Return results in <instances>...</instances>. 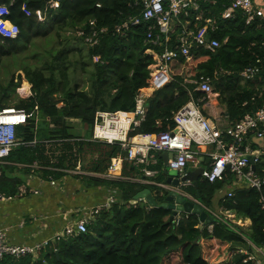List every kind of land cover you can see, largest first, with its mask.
<instances>
[{
	"label": "trees",
	"instance_id": "16d2710c",
	"mask_svg": "<svg viewBox=\"0 0 264 264\" xmlns=\"http://www.w3.org/2000/svg\"><path fill=\"white\" fill-rule=\"evenodd\" d=\"M1 2L9 6L8 20L18 26L19 34L14 39L0 37V64L4 57L19 54L32 35L45 33L39 29L32 32V29L42 23L37 20L35 11L43 7L46 0ZM222 3L223 0L200 2V19H195L194 15H181L166 43L163 34L155 28L153 32L160 33L163 43L152 46L145 40L150 22L141 21L114 32L117 24L139 13L140 8L134 7L132 0H61L59 7L47 15L53 26L83 24L84 33H88L89 21L94 19L96 27H106L107 32L99 36L97 45L88 46L78 37L85 48H72L78 55L73 70L79 65L86 76L83 88L72 84L68 72L72 62L68 59L71 49H61L53 57L54 63L42 68L21 67L23 78L31 85V95L17 98L14 106L33 111V115L25 124L16 126L18 144L6 157L9 164H0V191L14 195L18 186L24 183L22 177L12 174L13 171L26 175L33 170L43 180H58L79 164L82 170L100 175L108 172L113 157L122 158V176L136 177L139 167L125 159L126 151L118 142L94 140L92 131L81 135L69 119H77V123L91 130L98 109L132 112L135 96L147 86L148 66L153 61L145 50L150 47L161 54L164 46L178 49L180 29L185 26L196 31L206 18L215 20L217 28L210 33L220 46L214 51L193 46L187 56L179 53L171 59L168 62L170 80L146 98L145 116L138 125H130L128 136L173 129V114L191 98L204 95L185 80L198 82L205 77L212 80L219 93L218 100L225 107L228 125H234L244 114L261 108L264 104V18L256 17L246 24L245 17L236 13L233 18L223 19ZM186 20H189L187 26ZM93 56H98L97 62L93 61ZM251 66L258 69L254 80L240 89L235 88L234 80L238 79L239 73ZM14 79L11 75L5 86L0 85V109L9 106L6 90L18 86ZM255 81L261 86L256 87ZM27 82L22 88L28 87ZM39 122L42 128H38ZM28 143L33 144L26 145ZM154 155L158 158L157 164L149 168L157 172L148 179L165 183L167 169L157 152ZM263 161L254 164L255 173L263 174ZM34 163L36 168L32 169ZM75 177L87 186L114 188L115 202L92 213L85 232H71L51 240L36 257L30 254L17 259L4 256L0 258V264H255L240 253L230 260L229 254L237 247L248 250L247 240L256 246H264V208L260 202L261 196L264 198V186L257 190L242 183L234 184L236 176L228 169L221 179L209 182L201 177L184 189L209 210L216 203L237 218L250 219L246 230L214 218L212 231L207 228L188 231L183 222L174 225L168 220V209L149 208L141 200L130 202L145 188L157 202L163 201L166 190L155 184L90 174ZM227 185H231V190L215 200V194ZM189 220L197 221L196 215L191 214ZM226 249H230V253L223 259Z\"/></svg>",
	"mask_w": 264,
	"mask_h": 264
},
{
	"label": "built area",
	"instance_id": "2783aa9c",
	"mask_svg": "<svg viewBox=\"0 0 264 264\" xmlns=\"http://www.w3.org/2000/svg\"><path fill=\"white\" fill-rule=\"evenodd\" d=\"M216 0H132L136 8H140L138 14L128 16L114 28V32H121L129 26L137 25L141 21L150 22L146 30V41L152 46L162 45L163 40L166 43L170 34L178 25L177 21L181 15L187 17L194 15L195 19H200V2ZM61 0H46L45 5L35 11L38 21H44L50 11L56 10ZM224 8L221 12L223 19L233 18L236 13H241L245 17V23L248 24L256 17L263 16V9L253 3L252 0H223ZM97 7L100 4H96ZM24 9V7H23ZM29 14L28 11H26ZM10 9L7 4L0 0V37L14 39L19 34V28L16 24L8 20ZM189 20L185 21V25ZM88 33H84L83 26L76 30V34L82 38V41L88 46H94L99 43V36L107 32L106 27H96L94 19L89 21ZM157 28L163 34L161 41L160 33H154ZM217 28L215 20L206 18L205 23L196 31L183 26L178 36V49H170L164 46L161 54L155 53L150 47L145 51L150 54L153 62L149 64V77L147 79L148 87L153 90L160 88L170 80L168 73V62L177 57L179 53L187 56L193 46L203 47L206 50L214 51L220 46L219 41L212 37L210 32ZM93 61H98V56H93ZM257 72L255 67L245 68L240 75L244 78H250ZM186 83L194 84V90L200 91L204 97H209L213 93L210 78L205 77L201 81L185 80ZM31 95V94H30ZM201 99L191 98L182 107L173 114L175 123L173 129L162 131L155 134H136L139 138L129 137L128 131L130 125H138L144 118L146 112L145 96L139 91L135 96V106L132 112L115 111L108 112L97 110L94 114V123L92 127V138L108 143L118 142L126 151V158L133 164L140 167L141 176L132 178L135 181L144 184H155L159 187H170L167 184L149 180L156 174V170L149 168L155 164L151 152L171 151L172 156L167 160V167L178 174H182L188 163L198 161L202 146H211L213 149L208 153V166L203 170L202 177L213 182L221 179L225 170L228 169L236 176L235 182L245 184L247 187L260 190L264 186V175H257L252 164L258 163L263 156L264 150L251 149L246 143L249 136L264 138V104L254 113L244 114L234 125H226L224 128L219 126L215 120L205 116L200 108ZM37 107L34 108L36 110ZM33 115V111H27L24 108H1L0 109V164L6 163V157L9 152L18 144L16 139V126L25 124ZM28 143L26 145H31ZM122 161L121 157L111 158L109 171H112ZM51 184L54 183L50 180ZM24 191V189L20 188ZM27 191H33L28 189ZM35 192V191H34ZM115 190L111 191L114 195ZM110 195L104 204L108 207L114 197ZM11 194L0 191V202L12 199ZM261 207L264 208V198H260ZM195 203L204 207L198 200ZM99 209V208H98ZM95 210V212L98 211ZM209 211V209H207ZM227 223V218H219ZM177 221V220H176ZM175 221V223H176ZM88 219L78 220L73 227L68 228L67 235L71 232L81 233L87 230ZM57 235L54 239L62 238ZM50 240H43L33 244H12L7 240L5 228H0V258L9 256L11 258H20L26 254L36 255V253Z\"/></svg>",
	"mask_w": 264,
	"mask_h": 264
},
{
	"label": "crops",
	"instance_id": "0c3cea01",
	"mask_svg": "<svg viewBox=\"0 0 264 264\" xmlns=\"http://www.w3.org/2000/svg\"><path fill=\"white\" fill-rule=\"evenodd\" d=\"M252 1L255 5L262 8L264 12V0H252ZM261 18H264V13ZM257 72L250 78H244L239 73L238 79L234 80L235 88L240 89L245 85H247L248 81L254 80V76L257 74ZM210 81L213 88V93L209 97H204V95L201 97L203 98V101L199 102V108L201 112L205 116H207V118L211 120L216 119V122L219 124V126L224 128L226 125H228L226 120L225 107L223 104L219 102L218 100L219 93L215 90V87L211 79ZM255 85L256 87H258L261 86V83L255 81ZM153 91L154 90L148 86L141 89V92L145 96V101L146 98H148ZM69 121L78 122L79 120L70 118ZM37 124H38V128L43 127L41 126L40 122ZM80 125H82L83 127L82 123H80ZM80 132L81 135H86L84 127ZM138 138L139 137L137 135L133 137V139H138ZM254 139H255L254 136L251 134V136H249V139H247L246 143L253 150L260 149L255 144ZM212 149L213 148L211 146H202L200 148L201 154L198 156V164L195 166L194 164H190L193 167L190 168L187 167V169H184L183 173L188 170L191 171L195 170L200 166L204 167L205 169L208 166V164L205 165V160L210 157L208 153H210ZM151 154L153 155L155 163L157 164L158 158L154 155L155 153L151 152ZM158 157L160 158L159 155ZM125 159L128 160L126 156ZM160 159L162 160L164 166L168 170L169 168L167 167V163L165 164L163 159L162 158ZM263 160H264V156L261 158L260 162ZM122 162L123 161H121V163L118 166H116L114 170L112 171L108 170L107 173L100 175L84 171L81 169L80 165L78 164L77 166H75L74 169L68 170L67 175L63 176L58 180H53V179L43 180L33 170L31 171V173L26 175H21L18 174V172L13 171L12 174L19 175L20 177H22L24 183L18 186L16 193L12 196V199L6 200L4 202H0V228H5L8 242L12 244H33L47 239L51 241L55 238V236L65 234L68 228L73 227L78 220L82 218H87L89 220L93 216L92 213H94L95 210H97L98 208L99 211L102 208L110 207L111 204L115 202V196L111 194V191L115 190L114 188L111 187L105 188L103 186H98V185L87 186L79 178H76L75 175L90 174L105 178L127 179L131 181H135L132 178H138L141 176V170L139 166H138L139 173L136 177L122 176L121 175L122 164H123ZM4 164H9V162L6 160V163ZM31 167L32 169H35L36 163L31 165ZM71 172H73L74 175H71L70 174ZM262 172L263 174H259L258 172H256V174L263 176L264 167L262 168ZM201 177L202 174L200 178ZM50 180H53L54 183L51 184ZM192 183L193 182L191 183L186 182L184 183V185L187 186ZM233 183L235 184L237 182L233 181ZM242 185L245 186V184ZM20 188L24 189V191L20 190ZM28 189H32L33 191H27ZM230 190H231V185H227L222 190H219L215 194V200L219 198L221 195H223L225 192L228 193ZM183 193L186 195L187 200L193 201L194 203L195 200H197V198H195L192 194L186 192L185 189L183 190ZM110 195H113L114 201L108 207H105L104 204L106 202V199ZM207 213L212 217L213 220L214 218H216L217 221H221L214 216L215 214L221 219L227 218V220L230 222L229 225L231 226H233V224L238 225L244 230L248 229L251 223L250 219L237 218L234 213L230 212L229 210H225L222 207H219L216 203H214V207L211 210L209 211L207 210ZM190 216H191L190 213H186V212L179 213L177 217L174 218L172 223L174 225H177L178 223L183 222V224L186 226V229L192 232H196L204 228H207L208 231H212L214 221L200 227L201 222L198 216L196 215L197 221L195 222L189 220ZM191 220H194V218H191ZM63 237H65V235H63L62 238ZM243 238L247 240L246 237ZM247 242L249 243L250 246L248 250L242 249L241 247H237L235 250L232 249L233 252L230 253L228 252L230 249H226L223 255V259H225L227 255L230 253L229 259L233 260V257H236L237 253H240L246 259L254 260L255 264H264V246H256L249 240H247ZM37 254L38 252L36 253V255H33V257H36Z\"/></svg>",
	"mask_w": 264,
	"mask_h": 264
},
{
	"label": "rangeland",
	"instance_id": "374dc122",
	"mask_svg": "<svg viewBox=\"0 0 264 264\" xmlns=\"http://www.w3.org/2000/svg\"><path fill=\"white\" fill-rule=\"evenodd\" d=\"M41 22L42 23H40L38 26L33 27L32 32H35L39 29L45 31L44 34L41 33L38 35H32L30 42L26 44V47H24L19 52V54H12L11 56L4 57L1 61L0 85L5 86L9 81L11 75H13L15 78L13 82L18 83V86H16L15 88H7L6 93H9V97L7 99L9 106H6L5 108H17L14 106L17 101V98H27L31 94V85L23 78L21 73V67L29 66L31 68H42L46 64H52L54 63L53 57L61 49H71V52L68 54V59L70 60V62H72L68 72L72 79V84L75 83V85H77L79 88H83V85L86 82V76L79 69V65L75 67V71L73 70L74 60L78 59V55L76 54V51L72 50V48L84 47L83 42L78 39L79 36L76 34V30L82 27L83 24H76L74 26H64L59 28L57 26H53L49 18H46L44 21ZM17 75H20V78L17 77ZM24 82L28 83L27 88L29 91L23 94L19 90L22 88ZM12 89H14V93H12ZM36 114L38 115V112H36ZM40 117L41 122V114ZM76 123L77 122H74L72 124H74V127L78 131H81L83 127L85 133L91 131L87 130L84 125L82 127V125ZM50 126H53L52 122L50 123ZM190 164H194L195 166L198 164V161L195 163H188L185 169H187V167H193ZM70 174L74 175L73 172H71Z\"/></svg>",
	"mask_w": 264,
	"mask_h": 264
},
{
	"label": "water",
	"instance_id": "95a60500",
	"mask_svg": "<svg viewBox=\"0 0 264 264\" xmlns=\"http://www.w3.org/2000/svg\"><path fill=\"white\" fill-rule=\"evenodd\" d=\"M254 136V135H253ZM255 144L262 150H264V138L254 136ZM160 158L163 159L164 163H167V159L171 158L172 152L171 151H162L158 152ZM209 158L205 160V165L208 164ZM254 167V164L251 165ZM204 167L200 166L195 170H188L182 174H178L173 170L168 169V177L165 181V184L171 186L167 188H162L166 190V195L161 202H157L154 196L151 194L149 189L145 188L139 192H137L133 199L130 201L131 203H136L137 201L141 200L144 201L149 208H165L170 211L169 221L172 222L175 217L179 213H190L195 214L198 216L202 227L208 223L213 221L212 217L198 204H195L193 201L187 200L186 195L183 193L185 188L184 183L188 182H196L202 172Z\"/></svg>",
	"mask_w": 264,
	"mask_h": 264
},
{
	"label": "bare ground",
	"instance_id": "6f19581e",
	"mask_svg": "<svg viewBox=\"0 0 264 264\" xmlns=\"http://www.w3.org/2000/svg\"><path fill=\"white\" fill-rule=\"evenodd\" d=\"M19 91H21V93L24 94V93H26V92L29 91V90H28L27 87H25V88H21Z\"/></svg>",
	"mask_w": 264,
	"mask_h": 264
},
{
	"label": "clouds",
	"instance_id": "9594fccd",
	"mask_svg": "<svg viewBox=\"0 0 264 264\" xmlns=\"http://www.w3.org/2000/svg\"><path fill=\"white\" fill-rule=\"evenodd\" d=\"M147 86H148V83H147ZM147 86H146V87H147ZM144 88H145V87H144ZM140 90H141V89H140ZM140 90H139V91H140ZM155 90H156V89H155ZM98 110H99V109H98ZM96 111H97V110H96ZM92 127H93V126H92ZM91 131H92V129H91ZM91 136H92V132H91ZM133 136H134V135H133ZM129 137H132V136H129ZM92 139H93V138H92ZM99 141H101V140H99ZM107 143H108V142H107ZM157 153H158V152H157ZM164 184H165V183H164ZM162 188H163V187H162ZM203 209H204V208H203ZM204 210L206 211V209H204ZM206 212H207V211H206Z\"/></svg>",
	"mask_w": 264,
	"mask_h": 264
}]
</instances>
